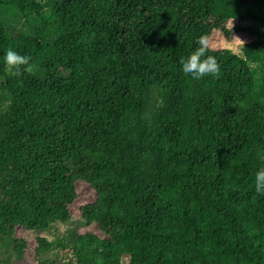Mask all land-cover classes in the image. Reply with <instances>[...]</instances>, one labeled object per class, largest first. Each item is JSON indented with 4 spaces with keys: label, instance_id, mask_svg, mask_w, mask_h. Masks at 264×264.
<instances>
[{
    "label": "trees",
    "instance_id": "obj_1",
    "mask_svg": "<svg viewBox=\"0 0 264 264\" xmlns=\"http://www.w3.org/2000/svg\"><path fill=\"white\" fill-rule=\"evenodd\" d=\"M261 167L264 0H0V264H264Z\"/></svg>",
    "mask_w": 264,
    "mask_h": 264
},
{
    "label": "clouds",
    "instance_id": "obj_2",
    "mask_svg": "<svg viewBox=\"0 0 264 264\" xmlns=\"http://www.w3.org/2000/svg\"><path fill=\"white\" fill-rule=\"evenodd\" d=\"M207 47L206 38L201 36L199 46L189 54L181 57L182 69L190 74L192 78L201 79L209 74L216 76L220 72V64L217 58L213 55H206ZM3 59L10 72L20 74L22 66L28 65L31 57L9 47ZM255 187L257 192L264 193V167L259 168L256 172Z\"/></svg>",
    "mask_w": 264,
    "mask_h": 264
},
{
    "label": "rangeland",
    "instance_id": "obj_3",
    "mask_svg": "<svg viewBox=\"0 0 264 264\" xmlns=\"http://www.w3.org/2000/svg\"><path fill=\"white\" fill-rule=\"evenodd\" d=\"M233 25V22L229 23V27ZM250 38L247 37L244 33H236L234 36L225 37L220 32H215L210 40L209 46L212 49H236L240 43H244L248 41ZM75 191L77 193V197L71 206V213L73 218H78L80 216V212L78 211L80 205L87 204L92 201L94 197V192L90 188L89 185H86L82 182H77L75 185ZM0 194H3L2 190H0ZM96 224L94 221L89 224L86 228H81L80 232H84L85 230H93L96 228ZM66 239L68 237V233L64 234ZM16 237L18 238H29L28 240V248L26 250V258L20 262L15 264H35L33 250L35 247V242L32 237L23 229L18 228L16 231Z\"/></svg>",
    "mask_w": 264,
    "mask_h": 264
}]
</instances>
